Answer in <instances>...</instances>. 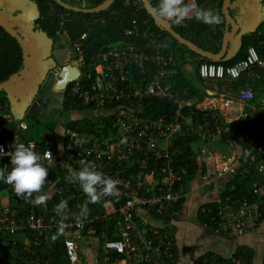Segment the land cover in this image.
Wrapping results in <instances>:
<instances>
[{"label": "built area", "instance_id": "obj_1", "mask_svg": "<svg viewBox=\"0 0 264 264\" xmlns=\"http://www.w3.org/2000/svg\"><path fill=\"white\" fill-rule=\"evenodd\" d=\"M132 22L135 23V19ZM133 32V26L125 30L126 34ZM75 46L78 51L81 50L79 43ZM97 61L96 69L106 76L104 80L97 81L96 78L89 87H85L79 82L81 75H78L65 80L63 87L57 84V88L64 91V102L68 106L93 105L94 108L109 109L102 114L107 119L100 118L93 130L65 128L59 142L52 137L41 145L38 140L23 138L19 134L18 129L26 128V122L16 118L8 100L0 96V149L4 151L0 152V169L11 168L8 151H12L14 139L35 144V151L45 164V153L47 150L52 153L53 165L49 168L45 191H49L54 207L62 200L67 202L69 219L64 222L65 226L55 240L61 241L68 264L79 261L76 237H79L80 231L86 225L93 228L92 224L98 221L102 222L100 234L103 250L115 261L121 264H164L166 259L173 256L172 232L167 225L145 224L138 214V208L144 207L165 215L175 214V202L187 192L172 165V160L182 150L181 146L175 145V139L178 135L209 137L212 134L208 129L210 117L206 116L207 112L201 118L193 115L192 104L182 100L185 91L176 89L168 79L176 63V56L171 53H163L156 47L147 49L132 43H120L102 50ZM252 65L264 68V57L255 46L250 45L245 56L238 61L232 64L202 61L197 66V72L203 78H235ZM133 68L141 73L150 71L151 77L135 78ZM240 96L252 98L253 91L249 88L241 90ZM151 97L176 102L177 108L171 115L147 114L144 112L145 99ZM105 104L108 106L105 107ZM183 106H187L188 114L182 111ZM10 125H13L11 132L8 130L11 129ZM249 133V128H245L240 137L248 138ZM75 140L83 141L82 146L76 144ZM199 153L206 165L201 175L206 185H214L216 178L225 172L236 173L241 165H247V169H254L264 176V131L243 147L241 159L232 154L216 155L206 143L201 145ZM82 157L106 176L120 182L117 186L119 196L102 198L104 210L100 212L92 207L89 217L83 222L78 217V208L81 206L80 200L87 197L78 183H71L67 179L71 175L68 166L78 170V160ZM180 172H184V169ZM48 184H52L51 190ZM254 191L257 195L255 199L220 193L213 209L206 206L201 209L211 214L215 230L231 237L239 236L260 221L261 200L258 197L264 194V188L256 187ZM23 202L28 203L16 195L11 185L0 181V235L28 231L35 234L33 243L36 245L41 243L39 235L52 242V236L59 230V217L38 213L33 207L19 213V203ZM46 204L43 205L45 208ZM109 229H112L111 236L107 233ZM0 244L3 246L6 242L0 239ZM27 251L33 252L30 247H27ZM54 259V256L42 257L36 252L23 262L51 264ZM235 263L244 264V261L237 258ZM0 264L19 263L0 259Z\"/></svg>", "mask_w": 264, "mask_h": 264}, {"label": "trees", "instance_id": "obj_2", "mask_svg": "<svg viewBox=\"0 0 264 264\" xmlns=\"http://www.w3.org/2000/svg\"><path fill=\"white\" fill-rule=\"evenodd\" d=\"M72 5H79L82 7H91L101 3L103 0H64ZM84 1V5L81 2ZM113 0L105 9L98 11H84V10H74L64 7L55 0H34L39 9V17L36 19V26L38 28L44 29L49 35L55 36L56 34H63L66 36L69 45L74 46V44L79 43L82 55V72L79 78V82L84 84L85 87H89L96 78L98 73L96 66L98 64V52L102 50L109 49L114 45L119 43H132L138 47H146L147 49H152L154 47L159 48L163 53H171L176 56L177 61L174 66V71L168 76V79L173 80L175 88H187L188 94L185 97H189L195 93V88L193 83L188 79L183 73L182 66L186 63L185 52L192 55L196 53L190 50L185 44L181 43L176 37H174L164 26L157 23L152 15L147 12L141 0ZM196 4L203 8H211L215 12L219 13L221 8L222 0H195ZM151 4L155 7L157 0H150ZM60 11L63 12V16L60 15ZM61 16V17H60ZM64 18L63 23H60V19ZM135 19V23L132 20ZM171 23V22H170ZM134 27V32L131 34H126L125 30L128 27ZM172 28L178 32L180 35L190 39L199 46L210 49L212 51H217L222 39L223 33V23L217 24L218 28H212V25H207L199 22L195 19H189L184 22L183 26H177L171 23ZM216 26V25H215ZM26 41V40H25ZM259 38L256 34L244 35L242 38V48L240 54L233 59V61L224 64H232L239 59L243 58L245 55L246 48L250 45H256L257 50L261 55L264 56V47H259L257 45ZM75 47V46H74ZM76 48V47H75ZM79 53L76 52L75 56ZM196 56V55H195ZM202 61H212L218 62L217 60H211L208 58H199L197 60V66ZM23 65V55L22 49L17 41L16 37L11 35L0 25V81L8 78L10 74L19 70ZM197 77L202 83V78L197 72ZM133 77L135 78H145L149 79L151 77V72L146 73L139 72L138 69L133 68ZM126 81L122 82L125 83ZM120 86V85H119ZM191 89H189L188 87ZM122 87H124L122 85ZM1 99L5 100L6 95L4 93V88H0ZM152 98V97H151ZM145 99L144 112L147 114H166L171 115L177 108V103L172 101H162L155 97ZM108 106L107 104L104 105ZM73 107L74 109H87L94 107L93 105H72L68 106L65 104V108ZM192 114L196 117H202L203 113L209 110L199 109L192 106ZM184 114H188L187 106L182 107ZM107 119V116L99 114L97 117L87 115L86 113L80 114L78 117L69 119L65 123L66 129H73L78 131L93 130L96 122L100 119ZM28 127L35 125L39 127L41 125L38 121L26 119ZM249 127V137L242 138L240 140V149H243L251 140L257 138L258 127L254 122H248ZM228 129L221 131L219 133L218 140L220 142H228L239 138V134L246 128L247 123H242L240 120H233L227 123ZM11 129H8L11 132ZM45 126L42 125L43 131ZM27 128V127H26ZM18 129L19 134L23 138H34L40 142L41 145L45 143L46 140L50 139L49 136L43 135L40 138L33 137L28 131V128ZM42 133V132H39ZM199 140V139H198ZM197 141V136L191 135H178L175 139V145L181 146V152L174 157L172 160V165L176 168L179 173L180 181L186 179H191L194 174H196L199 169L198 153L195 149V143ZM203 166L201 165V168ZM184 169V172H180ZM203 170V168H202ZM256 187L264 188V176L254 169H247V165H241L238 171L229 176L225 181L222 194H233L235 196L244 195L249 199L257 198L254 189ZM54 196V195H53ZM183 198V197H182ZM261 207V217L259 223H264V194L258 197ZM80 200V199H79ZM179 201L181 200L178 199ZM177 200V201H178ZM176 201V202H177ZM54 201L49 199L46 204V208L43 205H32V203H19L20 212L24 209L33 207L38 213H45L48 216L56 215L54 212ZM81 205L85 202V199L80 200ZM174 204L175 209L177 208L179 202ZM74 204V202H73ZM215 201L207 203L206 207L214 208ZM51 206V207H50ZM89 209L93 207L94 209L102 212L104 210L103 204L99 203L89 204ZM50 209V210H49ZM80 210V207L78 208ZM79 213V211H78ZM207 223L214 227V223L211 220V214L207 211L201 213ZM102 222L98 221L92 224L93 234L100 236V228ZM88 225H86L81 233L85 234L88 231ZM109 236L112 235V229L107 230ZM22 236H17L15 234H1L0 239L6 242L5 245L0 244V259L13 261L19 264H27L23 262L26 257L31 258L36 252H39L42 257L54 256V262L51 264H68L65 251L62 247V243L59 240H53L52 242L46 241L43 235H39L40 244L36 245L34 241V233L24 231L20 233ZM24 235V236H23ZM23 237V238H20ZM102 242V238L99 237ZM27 247L32 248L33 252L27 251ZM36 251V252H35ZM174 254V248H173ZM254 250L246 245L238 246L237 249L228 257L222 256L218 253L212 251L204 252L201 256L197 258L196 264H236L235 260L240 258L244 261V264H253ZM174 258V257H173ZM172 257L166 259L164 264H173ZM35 264V263H31ZM40 264V263H39ZM139 264H153L151 262H140Z\"/></svg>", "mask_w": 264, "mask_h": 264}, {"label": "crops", "instance_id": "obj_3", "mask_svg": "<svg viewBox=\"0 0 264 264\" xmlns=\"http://www.w3.org/2000/svg\"><path fill=\"white\" fill-rule=\"evenodd\" d=\"M81 5H84V1L81 2ZM222 5L223 0L220 8L221 12L218 13L223 23V33L219 48L216 52L210 49L203 48L190 39L186 37L185 38L195 43L201 49H204L210 53H219L222 48L223 35L227 30L231 28V20L235 21L239 25L237 31L234 33V35H230L228 37L225 49L221 53V56L218 58H212L203 55L185 44L190 50L196 53L195 56L188 52H185L186 63L182 66L183 73H185L186 77L193 83L195 93H193V95L189 97H185V95L188 94L187 88L181 87L176 89L185 91L184 97L182 99L183 101H189L193 107H197L202 110H209L206 111V116L208 115V117H210L208 118L210 120L208 129H210L212 134L209 137H205L204 139L197 136V140H201L203 144L206 143L215 152V154H232L237 155V158L241 159L242 149H240L241 142L239 139L242 138L240 137V134L238 139L228 142H220L218 140L219 133L221 131L227 130V123L233 120H240L242 123H247V125L245 126L246 128L250 127L248 122H254V124L258 127V136L261 131H264V68L259 65H252L249 70L244 71L243 73H241V75L235 78L201 77L203 80L201 83L199 81L200 79L197 77V75H195L196 66L197 60L202 57L211 60H217L218 62H221L223 64L224 62L229 63L233 61V59L240 54V51H242V38L244 35L256 34L257 38H259L257 45L261 48L264 47V0H229L227 8L228 13L232 18H230L229 15H227L222 10ZM0 11H3V13H7L5 11L8 10L5 6H0ZM38 17L39 15L32 21L34 25L33 29L38 28L36 26V19ZM9 19H11V17H9ZM60 23H63L62 18L60 19ZM13 26L18 28L19 30H22L25 27V21L23 20L22 25L20 26H18L16 23H14ZM216 27L218 28L217 25H212L213 29H216ZM38 29L41 30L53 42L56 41L57 37L59 41L62 42L58 47L60 48L61 53L64 57L63 61L66 62L67 60L72 59L69 64H67L68 62L66 63V66L65 63L60 65L61 67L63 66L66 68V70H64L65 73L71 74L73 78L81 75V50L78 51L75 48V44V47L69 45L66 36L61 33L56 34L55 36H51L44 29ZM253 46H255V48L257 49L256 45ZM53 48L54 47H52L51 50ZM247 49L248 47L245 50V54L247 52ZM76 52L79 53L78 56H75ZM100 52L101 51H99L98 54ZM74 60H77L76 64L73 63ZM63 61H59L58 63H62ZM175 65L176 64H173V66ZM50 67L48 69V72L50 70ZM74 67L79 70L78 74L77 72L75 73ZM52 69L56 68L53 67ZM55 71H58V68ZM55 75L57 78L58 76H60V73H55ZM96 78H98L97 81H99L101 79L104 80L106 76L101 71H98V73L96 74ZM171 81L173 82L175 87L176 83L173 80ZM248 88L253 91V97L244 99L240 96V92L241 90ZM4 93L6 95L5 100H8L10 106L14 105L16 107V104L10 102V93L6 91V89H4ZM69 109L73 111V114H71L72 118L78 117L80 115L79 113H75L77 111H85L83 113L97 117L99 114H103L104 112H107L109 110L104 107H90L82 110L69 107ZM16 118L23 119L26 122V125H28L26 121V115ZM46 132L47 131L45 130V133ZM49 137L56 138V141L58 142L61 140V136L59 137L51 134ZM226 146H228V148H226ZM194 147L198 153V161L200 167L191 179H186L183 181L185 190L187 192L180 201L178 200L176 202V204L178 202L179 204L176 208L175 214H159L147 210L144 207H140L138 208V214L140 215L141 220L148 225H167L169 227L174 239V254L172 256V258L174 257L173 264H196L197 258L207 251H212L214 253H218L222 256L228 257L237 249L238 246L241 245H246L254 250L253 264H264V223H258L243 234L231 237L219 232L218 230H215L212 225H209L207 223V221L201 214L204 212L201 208L207 203L215 201V199L221 193L225 181L232 174L225 172L223 175L218 176L215 180L214 185L204 184L201 175L206 168V165L199 153L201 145L199 146L195 143ZM201 165L203 166V170L201 168ZM15 235L22 236L20 233H17ZM89 235H94L92 229L90 228H88V231L85 234H82L80 231L79 237H76V241L80 246V249L78 248L79 261L75 264H121L115 261L113 256L106 255L105 252H102L101 258L96 257L94 262L88 261L89 263H86L87 256L83 250L81 251V246L84 244L80 243V239L83 237L84 241L88 243ZM97 237L99 239L101 235Z\"/></svg>", "mask_w": 264, "mask_h": 264}, {"label": "water", "instance_id": "obj_4", "mask_svg": "<svg viewBox=\"0 0 264 264\" xmlns=\"http://www.w3.org/2000/svg\"><path fill=\"white\" fill-rule=\"evenodd\" d=\"M55 1L69 9L98 11L105 9L113 0H103L101 3L91 7L72 5L63 0ZM141 1L154 20L164 26L174 37L188 47L212 58L221 56L228 37L234 35L239 26L235 21L231 20V28L223 35L220 52L210 53L181 36L171 27L170 21L157 17L154 13V6L151 4L150 0ZM228 2L229 0H223L222 5V10L227 15H229L227 8ZM0 6H5L8 10L5 11L7 13L0 11V25L11 35L16 37L21 46L23 55L22 67L10 74L7 79L0 81V88L6 89V91L10 93V102L16 104V107L14 105L12 106L15 116L22 117L26 115L28 118H33L40 109H43L45 112H49L51 109L62 110L64 91L57 88V84L63 87L65 80L73 78V76L65 73V67L61 68L59 72L61 77L58 78L59 81H57L58 83L55 87L54 74L47 75L48 69L53 64L54 60L62 61L64 58L58 47L62 42L59 41L58 37L56 41L53 42L38 28L33 29L34 25L32 21L39 15V9L34 0H0ZM9 17H11V19H9ZM229 17L232 18L230 15ZM23 20L25 21V27L22 30L13 26L14 23L18 26L22 25ZM52 47L54 48L51 50ZM73 63L76 64L77 60H74ZM74 71L75 73L77 72V74L79 73L76 67H74Z\"/></svg>", "mask_w": 264, "mask_h": 264}, {"label": "clouds", "instance_id": "obj_5", "mask_svg": "<svg viewBox=\"0 0 264 264\" xmlns=\"http://www.w3.org/2000/svg\"><path fill=\"white\" fill-rule=\"evenodd\" d=\"M157 17L170 21L177 26H183L189 19H195L207 25H217L222 22L220 15L211 8H203L195 3H188V0H157L154 7ZM78 145L83 144L81 140H75ZM35 144L17 142L15 139L11 144L12 151H8L11 168L0 169V181L12 186L18 197L28 203L44 205L50 199L49 191H45L48 183L49 168L53 165V156L50 151L44 155L47 164L43 163L42 157L35 151ZM0 152H4L0 149ZM78 170L68 166L71 183H78L87 197L80 206L78 217L81 222L87 220L90 215L89 204L99 203L106 196L118 197L119 190L117 179L106 176L102 171L97 170L90 162L83 157L78 160ZM49 190L52 184H48ZM56 216L59 217L58 232L52 236L55 240L61 234L64 222L69 219V211L66 201H60L54 207Z\"/></svg>", "mask_w": 264, "mask_h": 264}, {"label": "rangeland", "instance_id": "obj_6", "mask_svg": "<svg viewBox=\"0 0 264 264\" xmlns=\"http://www.w3.org/2000/svg\"><path fill=\"white\" fill-rule=\"evenodd\" d=\"M72 112L73 111L70 110L69 108H65V110H63V112L59 116H55V117L48 119L46 127L43 128V130L45 129L47 131L46 133H45V130L44 132L42 130L39 131L40 128L42 129V125H39V127H36L35 125H31L28 127L27 125V128L29 130L28 132L32 134L33 137H36V138H40L43 135L50 136L51 134L60 137L62 131L65 128L66 121L72 118V115H71L73 114ZM83 112L85 111H79V112L77 111L75 113L84 114ZM39 132H42V133H39ZM202 144L203 142L201 140L196 141V145L200 146ZM226 148H228V146H226ZM80 243L84 244L81 246V251L83 250L87 256L86 263L94 262L96 257L101 258V254L102 252H104L103 247H102L103 242L99 241L97 236L89 235L88 243H86V241H84V238L82 237L80 239ZM78 248L80 249L79 245H78ZM83 259H84V255H83Z\"/></svg>", "mask_w": 264, "mask_h": 264}, {"label": "flooded vegetation", "instance_id": "obj_7", "mask_svg": "<svg viewBox=\"0 0 264 264\" xmlns=\"http://www.w3.org/2000/svg\"><path fill=\"white\" fill-rule=\"evenodd\" d=\"M64 1V0H63ZM66 2V1H65ZM68 3V2H67ZM70 4V3H69ZM60 15H62L63 16V12L62 11H60ZM61 17V16H60ZM64 17H62V19H63ZM74 53V52H73ZM72 56H73V54H72ZM63 61V60H62ZM70 61H72V59L71 60H67L66 62L65 61H63L62 63H58L59 61L58 60H54V62H53V64L51 65V67H50V70H49V72L47 73V75H50V74H54V86L56 87V84L58 83L57 82V79L58 78H60L61 76H58L57 78H56V75H55V73H58V72H60L61 71V68H63V66L61 67L60 65L61 64H63V63H65V66L67 65V64H69V62ZM68 62V63H67ZM67 63V64H66ZM58 65H59V67H58ZM58 68V71H55L56 69H52V68ZM61 67V68H60ZM40 86H41V84H40ZM34 100V99H33ZM32 100V101H33ZM62 103H63V109L62 110H60V109H51V111H49V112H45V111H43V109H40V111L36 114V115H34V117L33 118H29V119H33V120H36V121H38L41 125H44L45 127H46V125H47V121H48V119H50V118H52V117H55V116H59L62 112H63V110H65V102H64V98H63V101H62Z\"/></svg>", "mask_w": 264, "mask_h": 264}]
</instances>
